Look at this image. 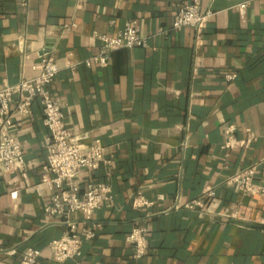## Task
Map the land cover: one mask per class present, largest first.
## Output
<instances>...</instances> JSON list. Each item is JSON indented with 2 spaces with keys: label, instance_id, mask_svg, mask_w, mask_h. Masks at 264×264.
Returning a JSON list of instances; mask_svg holds the SVG:
<instances>
[{
  "label": "crops",
  "instance_id": "0c3cea01",
  "mask_svg": "<svg viewBox=\"0 0 264 264\" xmlns=\"http://www.w3.org/2000/svg\"><path fill=\"white\" fill-rule=\"evenodd\" d=\"M194 1L214 13L205 28L173 30L177 7ZM129 21L150 47L83 63L101 51L95 35H117ZM45 56L60 68L51 93L81 150L105 148L80 185L109 186L112 205L87 224L71 214L95 235L83 239L86 264H264V197L227 184L251 166L256 181L264 174V0H0V87L34 77ZM32 110L13 129L25 171H0V264H20L30 247L36 264H59L50 243L67 232L44 212L49 133L39 101ZM230 126L248 146L224 148ZM194 201L201 206L185 207ZM135 229L147 240L139 259L128 241Z\"/></svg>",
  "mask_w": 264,
  "mask_h": 264
},
{
  "label": "built area",
  "instance_id": "2783aa9c",
  "mask_svg": "<svg viewBox=\"0 0 264 264\" xmlns=\"http://www.w3.org/2000/svg\"><path fill=\"white\" fill-rule=\"evenodd\" d=\"M29 0H20L21 7L28 5ZM246 4L240 5L244 13ZM172 29L180 30L188 27L200 33L214 15L208 9L204 10L198 1L181 4L177 7ZM102 47L98 55L83 62L90 67L93 64L106 66L110 54L119 49L148 48L149 37L142 34L136 22L129 21L117 35H95ZM37 74L32 78H23L13 85L0 87V171L3 173L24 172L27 167L25 151L22 143L13 134L17 120L30 118L32 106L39 101L42 107L43 123L48 130L49 138L45 142L47 150L46 162L43 165L41 183L52 191L51 204L44 208V212L53 217L64 219L67 232L50 243L52 258L59 264H86L83 259V239H92L95 235L90 229L79 231L77 222L71 219L74 212L82 213L84 224L93 217L95 211L113 203L111 188L105 184L90 182L84 193L80 181L84 171H96L104 162L105 148L95 143L86 152L81 150L78 138L68 128L60 103L51 93V85L55 81L60 68L53 56H45L35 66ZM235 73L225 75L227 81H232ZM226 133L229 135L224 148L234 149L246 147L250 140L238 141L233 136V127ZM257 167L251 166L235 173L227 179L229 186L237 187L243 193L251 196L264 197V174L261 181H256ZM206 196L213 197L214 191L208 189ZM147 205V202L142 203ZM137 206V202H135ZM201 206L198 201L186 204L187 208ZM144 229H135L128 241L134 244L135 258L139 259L147 253V240ZM40 253L29 248L23 254L20 264H36Z\"/></svg>",
  "mask_w": 264,
  "mask_h": 264
}]
</instances>
